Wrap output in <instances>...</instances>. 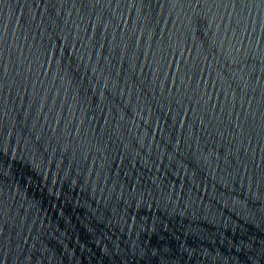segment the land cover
Returning <instances> with one entry per match:
<instances>
[{
	"label": "water",
	"instance_id": "water-1",
	"mask_svg": "<svg viewBox=\"0 0 264 264\" xmlns=\"http://www.w3.org/2000/svg\"><path fill=\"white\" fill-rule=\"evenodd\" d=\"M0 264H264V0H0Z\"/></svg>",
	"mask_w": 264,
	"mask_h": 264
}]
</instances>
